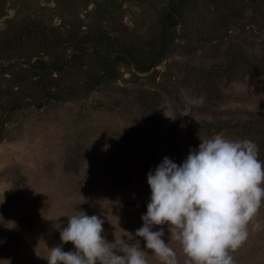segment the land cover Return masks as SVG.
<instances>
[{"label":"rangeland","instance_id":"obj_1","mask_svg":"<svg viewBox=\"0 0 264 264\" xmlns=\"http://www.w3.org/2000/svg\"><path fill=\"white\" fill-rule=\"evenodd\" d=\"M0 18V264H47L80 210L161 264L135 236L148 173L264 117V0H0ZM248 231L235 264H264V205Z\"/></svg>","mask_w":264,"mask_h":264},{"label":"clouds","instance_id":"obj_2","mask_svg":"<svg viewBox=\"0 0 264 264\" xmlns=\"http://www.w3.org/2000/svg\"><path fill=\"white\" fill-rule=\"evenodd\" d=\"M147 183L150 202L135 236L161 264H177L175 250L162 239L163 228L153 230L165 224L186 264H235L231 252L247 240L248 225L264 205V161L254 141L217 133L190 149L180 165L164 157ZM103 223L97 215L76 211L60 231L61 244L49 248L47 264H148L138 241L107 242ZM69 242L74 250L64 251Z\"/></svg>","mask_w":264,"mask_h":264},{"label":"trees","instance_id":"obj_3","mask_svg":"<svg viewBox=\"0 0 264 264\" xmlns=\"http://www.w3.org/2000/svg\"><path fill=\"white\" fill-rule=\"evenodd\" d=\"M241 120V119H240ZM248 129L253 128V131L249 130L247 134L249 135L246 139L254 141L259 146V159L263 161L264 153L261 155V151H264V117H257L255 121H249ZM246 125V124H243ZM235 140V139H232Z\"/></svg>","mask_w":264,"mask_h":264},{"label":"flooded vegetation","instance_id":"obj_4","mask_svg":"<svg viewBox=\"0 0 264 264\" xmlns=\"http://www.w3.org/2000/svg\"><path fill=\"white\" fill-rule=\"evenodd\" d=\"M9 12H11V9L9 10ZM2 20V18H0V21Z\"/></svg>","mask_w":264,"mask_h":264}]
</instances>
